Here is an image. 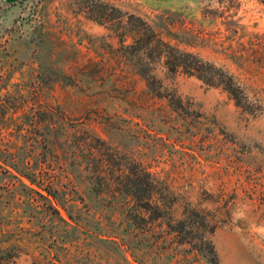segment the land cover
<instances>
[{
	"label": "rangeland",
	"instance_id": "374dc122",
	"mask_svg": "<svg viewBox=\"0 0 264 264\" xmlns=\"http://www.w3.org/2000/svg\"><path fill=\"white\" fill-rule=\"evenodd\" d=\"M129 16L260 110L185 74L166 83L202 117L150 95L119 36ZM146 173L214 219L220 264H264V0H0V246L15 264H139L128 211Z\"/></svg>",
	"mask_w": 264,
	"mask_h": 264
},
{
	"label": "trees",
	"instance_id": "16d2710c",
	"mask_svg": "<svg viewBox=\"0 0 264 264\" xmlns=\"http://www.w3.org/2000/svg\"><path fill=\"white\" fill-rule=\"evenodd\" d=\"M127 14L120 15V19ZM101 22H111L113 15L102 12L97 17ZM132 27L129 30L127 27ZM127 23V24H126ZM124 30L119 36L125 53L132 56L138 75L144 80L148 93L155 98L167 100L172 110L187 117H202L203 114L191 101H186L176 88L166 82L179 74L195 76L209 87H221L245 112L254 114L260 110L252 103L245 88L227 70L205 60L199 54L181 49L178 44L166 40L141 17L129 16L121 23ZM133 34L132 43L126 44ZM160 75H163L161 77ZM147 179H138L133 185L132 200L136 209L128 211L131 223L141 236L137 251L132 253L139 264H220L213 243L217 225L190 199H185L173 183L151 173ZM178 207L182 213L178 217ZM18 252L15 248L0 246V264H15Z\"/></svg>",
	"mask_w": 264,
	"mask_h": 264
}]
</instances>
